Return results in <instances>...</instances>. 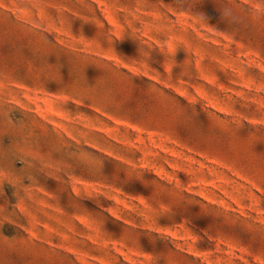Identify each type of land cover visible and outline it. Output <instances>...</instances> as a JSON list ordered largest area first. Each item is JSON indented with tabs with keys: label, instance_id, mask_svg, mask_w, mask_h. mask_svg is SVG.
Returning <instances> with one entry per match:
<instances>
[{
	"label": "rangeland",
	"instance_id": "374dc122",
	"mask_svg": "<svg viewBox=\"0 0 264 264\" xmlns=\"http://www.w3.org/2000/svg\"><path fill=\"white\" fill-rule=\"evenodd\" d=\"M0 264H264V0H0Z\"/></svg>",
	"mask_w": 264,
	"mask_h": 264
}]
</instances>
